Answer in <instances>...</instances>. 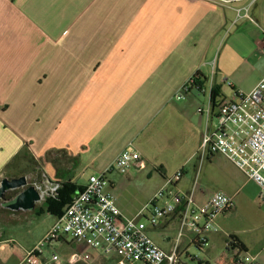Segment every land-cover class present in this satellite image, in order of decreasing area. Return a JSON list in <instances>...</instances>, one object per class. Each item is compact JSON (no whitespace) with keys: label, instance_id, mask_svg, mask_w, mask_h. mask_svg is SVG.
I'll list each match as a JSON object with an SVG mask.
<instances>
[{"label":"crops","instance_id":"1","mask_svg":"<svg viewBox=\"0 0 264 264\" xmlns=\"http://www.w3.org/2000/svg\"><path fill=\"white\" fill-rule=\"evenodd\" d=\"M196 74L202 86L184 90ZM263 76L264 0L229 5L212 0H0V175L28 143L44 175L76 184L78 193L131 144L145 168L107 174L106 190L125 216L143 212L182 168L177 188L189 192L198 179L195 200L204 204L214 192H226L213 188V178L238 184L231 173L207 174L216 154L200 163L204 136L217 127V103L230 94L231 84L250 91ZM45 176L28 180L27 186L43 183ZM23 189L0 198L8 202ZM241 189L227 192L234 199L231 210ZM12 192H17L14 197L6 196ZM4 209L1 227L46 220L40 234L22 246L1 230L0 264H18L59 216L47 207L40 214L15 209L32 214L23 219ZM180 210L158 225L148 224L147 234L166 251H187L190 258L184 257L183 264H211L189 253L193 244L199 248L198 233L187 228L179 235ZM83 251L90 254L88 261L69 262L73 253ZM53 254L60 260L48 264H115L118 258L114 250L87 248L67 234L44 245L41 256ZM223 259L221 264H234L230 257Z\"/></svg>","mask_w":264,"mask_h":264},{"label":"built area","instance_id":"2","mask_svg":"<svg viewBox=\"0 0 264 264\" xmlns=\"http://www.w3.org/2000/svg\"><path fill=\"white\" fill-rule=\"evenodd\" d=\"M229 5L240 0H212ZM230 94L217 103V127L205 134L199 152L200 163L211 154H223L233 162L247 177L253 180L264 198V76L250 91L236 89L230 85ZM189 84L184 87L188 90ZM202 111V108L199 109ZM146 166L142 154L128 145L103 173L91 175L85 188L73 196L64 213L58 217L41 243L28 251L18 264H48L60 260L59 254L50 259L43 258L44 245L71 235L87 248L114 250L117 254L115 264H177V250L169 253L160 247L146 232L147 225H158L162 219L178 212L180 215V236L187 228L198 233V244L207 243L206 233L217 231L215 218L234 207V199L227 192H214L204 204L195 200L198 179L189 192H181L178 182L184 169L178 170L167 180L155 197L136 217H127L116 203V197L108 192L107 174L113 170L127 174L131 170ZM40 200L56 197L59 182L47 177L43 183L35 182ZM161 200L162 204H158ZM144 217V218H143ZM86 251L75 252L69 257L70 263L88 261ZM239 264H256L255 257L245 254Z\"/></svg>","mask_w":264,"mask_h":264},{"label":"rangeland","instance_id":"3","mask_svg":"<svg viewBox=\"0 0 264 264\" xmlns=\"http://www.w3.org/2000/svg\"><path fill=\"white\" fill-rule=\"evenodd\" d=\"M225 92H229V88L226 87ZM61 156H63V154ZM61 159L63 160L64 157H61ZM64 164H66V162H63V165ZM224 173H231L237 177L238 184L236 185V183H234L230 185L216 177L213 178V188H221L228 193H233L239 187H242L241 193L235 199L236 207L215 218V224L218 230L206 233L208 234L209 240L207 239V243L204 245L205 247L208 244L205 249H199L200 247L197 248L196 245L193 244L189 253L196 254L201 258H209L211 264H221L224 260L223 256H229L231 259L233 258V254L226 249V243L230 234H236L247 244L249 254L255 257L256 264H264V198L260 196V189L253 180L249 179L241 172L225 155L218 153L213 159V164L208 167L207 174L222 175ZM22 175H26L29 182H31L32 179L37 176V172L31 169ZM6 176L5 174L0 175V184ZM31 185L35 187L33 182ZM5 200V198L1 199L0 208L2 210L8 208L9 215H13L17 218L22 216L23 219H32V214H29L28 211L15 210L8 206ZM45 221V218H41V220L34 221L27 226L3 224V227L0 225V233L1 230H4L6 234L9 233V235H13L16 238V242L19 246L26 245L29 244L31 240L35 239L40 234L41 230L44 229L46 225ZM198 246H201L200 243ZM168 251L172 253L171 250ZM177 254V264H183L186 260L184 257L190 258L187 251L185 254H179V252H177ZM245 254L247 253H243L242 256ZM193 264H198V261H195Z\"/></svg>","mask_w":264,"mask_h":264},{"label":"trees","instance_id":"4","mask_svg":"<svg viewBox=\"0 0 264 264\" xmlns=\"http://www.w3.org/2000/svg\"><path fill=\"white\" fill-rule=\"evenodd\" d=\"M199 74H196L189 83L192 86H202V81L197 79ZM188 88V89H189ZM218 88L215 87L216 91L213 96V103L216 104V98L218 96ZM213 155V154H211ZM34 169L37 172V178H41L42 176H45V172L43 168L40 165L39 160H37L34 155L32 154L29 144L26 143L23 149L17 153L14 158L4 167L3 173L7 175L8 177H18L22 174H25L27 171ZM46 177V176H45ZM60 188L58 190V193L56 197H47L46 200L42 201V203H38L36 207L32 210V212L40 214L45 207H47L50 211L54 212L58 216H61L66 207L71 203L73 196L76 194L77 191H79L76 188V184L64 182L60 183ZM84 188H81L80 191H82ZM17 192H12L10 194L7 193V197L10 198L14 197ZM1 201V199H0ZM202 247V246H199ZM226 249L230 251L233 254V262L234 264H239L238 260L241 258L243 253H247L248 249L246 244L236 235V234H230ZM226 259L229 256H224ZM199 264H208V262L200 261Z\"/></svg>","mask_w":264,"mask_h":264},{"label":"water","instance_id":"5","mask_svg":"<svg viewBox=\"0 0 264 264\" xmlns=\"http://www.w3.org/2000/svg\"><path fill=\"white\" fill-rule=\"evenodd\" d=\"M27 176L23 175L15 178L4 177L0 184V197H4L8 190L24 188L14 198L8 200L7 204L13 209L32 210L40 200L38 190L33 186H27Z\"/></svg>","mask_w":264,"mask_h":264}]
</instances>
